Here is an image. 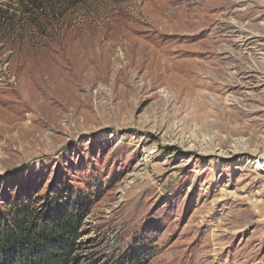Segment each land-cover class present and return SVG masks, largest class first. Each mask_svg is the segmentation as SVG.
Returning <instances> with one entry per match:
<instances>
[{"label": "rangeland", "instance_id": "1", "mask_svg": "<svg viewBox=\"0 0 264 264\" xmlns=\"http://www.w3.org/2000/svg\"><path fill=\"white\" fill-rule=\"evenodd\" d=\"M42 1L0 0V221L76 208L77 264H264V0ZM210 46L222 126L180 131L133 57Z\"/></svg>", "mask_w": 264, "mask_h": 264}, {"label": "trees", "instance_id": "2", "mask_svg": "<svg viewBox=\"0 0 264 264\" xmlns=\"http://www.w3.org/2000/svg\"><path fill=\"white\" fill-rule=\"evenodd\" d=\"M19 201L5 215L10 218L0 221V264H77V258L71 255L82 214L76 208L54 206L46 210L47 219L43 220L45 217H41L40 211L34 213L30 206ZM134 262L126 257L115 264Z\"/></svg>", "mask_w": 264, "mask_h": 264}, {"label": "bare ground", "instance_id": "3", "mask_svg": "<svg viewBox=\"0 0 264 264\" xmlns=\"http://www.w3.org/2000/svg\"><path fill=\"white\" fill-rule=\"evenodd\" d=\"M207 48L208 50L204 53H187L183 51L162 53L140 52L133 57V59L136 60V62L132 64L134 70H138L142 67L149 70L150 66L153 65V71H163L164 74H170V78H172L173 82H171L170 87L166 88L168 98L158 100L159 108L171 106L168 112L172 115V118H176L179 112H185L188 109L191 110V112H189V123H182V125L178 127L180 131L186 130V128H188L187 126H192L191 124L197 126L199 130L220 128L222 126L218 121V117L221 116L220 113L210 112V110H208L219 108L221 106L220 101L201 95L196 92L197 90L192 91V87L196 84L197 86L207 85L216 89V91H221L226 87L225 85H212L214 82L210 79L216 75H223V73L219 67H212V65H215L214 63L217 62L218 56L211 46ZM188 55L202 58L204 60L202 64H205L204 62H206V64H200L199 68L196 69H185L180 67L178 64ZM127 59L130 63L131 57H127ZM147 61L148 63L146 64ZM151 62L153 63L151 64ZM146 73V77H148L149 81L145 89L153 90L160 87L161 84H157L160 74L149 75L148 71H146ZM203 75L204 77H202ZM206 80L210 81L209 85L205 82ZM177 104H179L178 107ZM262 148L264 149L263 146ZM261 159L262 161H256L255 163L257 164L255 166V170L257 171H262L261 169H264V154H262Z\"/></svg>", "mask_w": 264, "mask_h": 264}]
</instances>
